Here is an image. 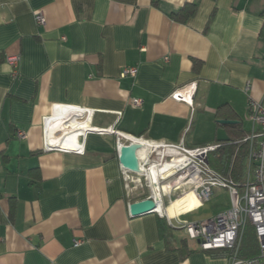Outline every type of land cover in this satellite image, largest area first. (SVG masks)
Masks as SVG:
<instances>
[{
    "label": "crops",
    "instance_id": "crops-1",
    "mask_svg": "<svg viewBox=\"0 0 264 264\" xmlns=\"http://www.w3.org/2000/svg\"><path fill=\"white\" fill-rule=\"evenodd\" d=\"M186 6L195 14L176 21ZM263 14L264 0H0V264H227L167 218L130 215L149 195L132 193L117 136L47 152L43 119L86 108L93 127L189 149L219 145V120L248 135L250 102L264 100ZM194 84L191 103L172 98Z\"/></svg>",
    "mask_w": 264,
    "mask_h": 264
},
{
    "label": "built area",
    "instance_id": "built-area-1",
    "mask_svg": "<svg viewBox=\"0 0 264 264\" xmlns=\"http://www.w3.org/2000/svg\"><path fill=\"white\" fill-rule=\"evenodd\" d=\"M38 26H44L46 20L41 12L35 15ZM6 64L17 74L19 57L5 58ZM137 68H127L123 77H135ZM247 91L249 88L246 89ZM195 84L188 89L176 91L172 98L176 101L192 102ZM134 107L142 106L141 100H134ZM94 112L92 110L67 105H58L52 114L43 119L44 150L66 154L84 155L88 135H115L117 148L138 144L142 147L137 153L139 172H131L122 168L126 179L134 183L130 176L137 180L145 178L151 192L148 200L157 205V214L167 218L174 228L184 230L190 240L196 241L203 251L224 250L228 252L227 264H264V100L251 101L249 120L252 122L251 132L244 138L247 144V176L241 187L232 179L215 171L209 165V156L220 148L210 145L189 149L184 144H166L142 141L139 138L126 136L114 128L102 129L92 126ZM57 127L61 134L53 129ZM50 130L58 148L46 146L47 132ZM20 140L27 138L24 132H17ZM64 138L65 145L61 144ZM215 189L225 190L229 194V207L221 210L215 217L190 223L173 218L168 214L174 199L194 192L200 204L210 200ZM168 199L169 204H166ZM163 212L159 213L158 210ZM248 224L253 226L259 244V255L253 259L240 256L241 247ZM82 242L76 241L75 246Z\"/></svg>",
    "mask_w": 264,
    "mask_h": 264
},
{
    "label": "trees",
    "instance_id": "trees-1",
    "mask_svg": "<svg viewBox=\"0 0 264 264\" xmlns=\"http://www.w3.org/2000/svg\"><path fill=\"white\" fill-rule=\"evenodd\" d=\"M194 14L195 8L193 6H186L179 13L175 14L173 18L176 21L185 23L186 20ZM261 35L264 36V28L262 29ZM226 107L227 106H222L219 111ZM224 128L227 130L230 141L228 143L220 144V148L210 154L209 165L212 169L220 172L225 177L232 179L239 187H241L247 176L248 148L247 144L243 142L247 134L243 130L241 123L227 125L224 126ZM164 222L165 220L161 219L160 224L162 226H160L162 230ZM226 254L228 255V252H226ZM258 255L259 244L256 238V233L253 226L248 224L240 256L243 259H253Z\"/></svg>",
    "mask_w": 264,
    "mask_h": 264
},
{
    "label": "water",
    "instance_id": "water-1",
    "mask_svg": "<svg viewBox=\"0 0 264 264\" xmlns=\"http://www.w3.org/2000/svg\"><path fill=\"white\" fill-rule=\"evenodd\" d=\"M236 123L237 122L231 120L218 121V124L221 126L217 132L218 143L224 144L230 141V138L224 126L234 125ZM46 146L52 149L58 148V145H56V143L54 142L50 130H48L47 132ZM141 149L142 147L138 144L123 146L120 150V156H119V163L121 167L131 172H139L137 153ZM129 210H130V215L132 217H140L148 214H157V205L152 200L145 199L131 204Z\"/></svg>",
    "mask_w": 264,
    "mask_h": 264
},
{
    "label": "rangeland",
    "instance_id": "rangeland-1",
    "mask_svg": "<svg viewBox=\"0 0 264 264\" xmlns=\"http://www.w3.org/2000/svg\"><path fill=\"white\" fill-rule=\"evenodd\" d=\"M138 179V178H137ZM136 179V180H137ZM135 183H132V188H136L132 193L142 190L148 191V195L151 194V192L148 189L147 183L148 181L145 180V178H140ZM168 202V201H167ZM229 194L225 190H214V194L211 197L210 200L206 201L203 204L197 205L195 208L191 209L189 212H187L188 215L183 217L186 212H184L183 215L175 214L176 218L183 217V220H186L188 224L190 223H197L204 220H207L209 218L215 217L217 213L221 210H224L229 207ZM182 213V212H180ZM194 245H197L198 243L196 241L192 242Z\"/></svg>",
    "mask_w": 264,
    "mask_h": 264
},
{
    "label": "bare ground",
    "instance_id": "bare-ground-1",
    "mask_svg": "<svg viewBox=\"0 0 264 264\" xmlns=\"http://www.w3.org/2000/svg\"><path fill=\"white\" fill-rule=\"evenodd\" d=\"M54 132L57 134H61L62 131H60L59 128L55 127L53 129ZM61 144L65 145L64 138L61 139ZM200 204L199 199L197 198L196 194L194 192H188L180 197H178L176 200L172 202L171 207L168 209V214L170 217L175 216L176 213L184 212L186 210L192 209ZM159 213H162L163 210L159 209Z\"/></svg>",
    "mask_w": 264,
    "mask_h": 264
}]
</instances>
